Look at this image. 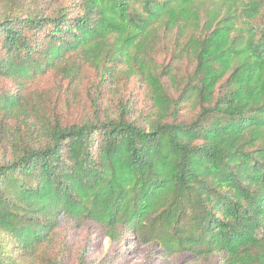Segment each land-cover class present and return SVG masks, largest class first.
Wrapping results in <instances>:
<instances>
[{
    "label": "trees",
    "instance_id": "16d2710c",
    "mask_svg": "<svg viewBox=\"0 0 264 264\" xmlns=\"http://www.w3.org/2000/svg\"><path fill=\"white\" fill-rule=\"evenodd\" d=\"M87 226L264 264V0H0V264Z\"/></svg>",
    "mask_w": 264,
    "mask_h": 264
},
{
    "label": "rangeland",
    "instance_id": "374dc122",
    "mask_svg": "<svg viewBox=\"0 0 264 264\" xmlns=\"http://www.w3.org/2000/svg\"><path fill=\"white\" fill-rule=\"evenodd\" d=\"M71 246L66 264H76L78 255L85 253L87 263L103 260L111 253V245L100 230L93 226H87L79 231L73 232L69 237ZM147 246L141 245L134 238L125 242L122 252L125 255L123 264H144L147 256ZM119 249L112 247V252L116 253ZM151 264H176L174 258H161L153 255Z\"/></svg>",
    "mask_w": 264,
    "mask_h": 264
}]
</instances>
